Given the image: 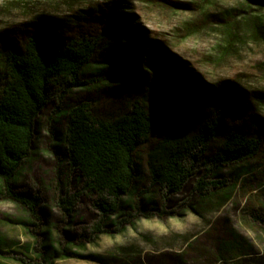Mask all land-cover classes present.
Masks as SVG:
<instances>
[{"label":"rangeland","instance_id":"obj_1","mask_svg":"<svg viewBox=\"0 0 264 264\" xmlns=\"http://www.w3.org/2000/svg\"><path fill=\"white\" fill-rule=\"evenodd\" d=\"M34 35L47 46L99 42L88 84L64 96L63 83L50 85L32 153L14 179L16 190L40 198L37 211L6 198L0 181V264H264V9L244 0H0V64L4 50L22 51ZM157 89L159 120L137 153V187L124 198L131 206L96 231L100 197L65 163L67 111L88 101L111 118ZM216 101L224 104L214 112ZM212 113L220 136L183 190L167 196L150 180L147 151L171 129L195 132ZM231 129L259 137L260 152L214 166ZM200 178L226 182L201 194ZM63 197L73 201L70 214L58 205Z\"/></svg>","mask_w":264,"mask_h":264},{"label":"trees","instance_id":"obj_2","mask_svg":"<svg viewBox=\"0 0 264 264\" xmlns=\"http://www.w3.org/2000/svg\"><path fill=\"white\" fill-rule=\"evenodd\" d=\"M251 7L264 9V0H244ZM98 39L73 37L65 43L47 46L40 36H30L23 50H4L0 64V181L4 196L34 214L40 198L16 190L14 179L24 161L31 155L35 140L36 120L47 105L49 87L63 83L60 96L88 82L83 80L86 67L93 59ZM160 93L145 102L142 98L130 103L127 111L115 117L95 113L88 101H82L67 111L63 137L66 167L78 172L83 190L99 195L95 207L102 229L105 218L119 214L131 202L138 180L137 153L144 146L159 120ZM217 101L212 111L223 108ZM221 118L212 113L197 130L177 135L171 129L147 151L146 167L153 185L167 196L180 193L193 175L197 157L208 150L221 133ZM218 151L210 159L214 166H228L255 157L261 149V139L247 132L231 129L221 140ZM206 178V177H205ZM200 178L195 188L205 193L210 188H222L226 180ZM58 205L67 214L72 199L61 198ZM129 215V214H128ZM264 223V218L257 217ZM125 220H120L119 225Z\"/></svg>","mask_w":264,"mask_h":264}]
</instances>
